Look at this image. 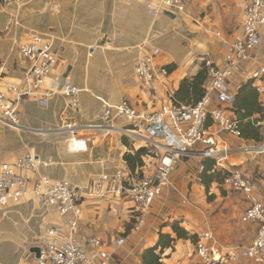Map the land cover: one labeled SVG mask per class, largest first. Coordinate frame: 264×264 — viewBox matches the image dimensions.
<instances>
[{"label": "crops", "instance_id": "0c3cea01", "mask_svg": "<svg viewBox=\"0 0 264 264\" xmlns=\"http://www.w3.org/2000/svg\"><path fill=\"white\" fill-rule=\"evenodd\" d=\"M243 26L244 0H189L185 12L167 9L157 18L148 13L143 0H0V61L8 64L7 82L25 85L24 71L30 63L20 46L31 33L42 32L54 38L59 54L43 88L51 89L55 78L81 88L79 106L61 93L50 96L47 106L39 97L25 99L18 127L0 126V163L36 154L50 160L40 166L41 174L66 179L81 189L103 174H121L127 182V176L153 169L165 154L163 147L129 120L103 121L106 102H128L144 113L172 103L195 104L209 84V70L203 82H196L198 74L224 64L229 45ZM145 45L147 50L160 49L156 62L168 70L151 86L135 74ZM263 65L264 26L254 62H245L231 83L236 94L248 83L257 92L254 103L245 106L252 112L249 116L243 115L245 108L237 112L234 105L229 107L242 136L226 133L208 119L217 148L231 151L207 158L202 154L204 144L192 146L178 159L169 183L142 222L140 207L127 193L82 198L75 229L69 224L71 215L28 197L0 206V264H34V248L51 240L49 229L57 225L64 229L59 239L70 235L86 252L91 238L101 239L112 254V264H146L154 255L161 257V264H199L196 245L207 232L212 238L204 240L220 252V264H259L240 252L258 231V224L243 221V216L254 199L264 200V154L240 148L264 144V74L252 77ZM74 138L85 140L86 148L72 149ZM140 149L147 152L137 154ZM130 154L132 161L126 160ZM220 158L224 166L218 165ZM226 170L250 179L252 195L227 183ZM120 238L122 245L117 243Z\"/></svg>", "mask_w": 264, "mask_h": 264}, {"label": "built area", "instance_id": "2783aa9c", "mask_svg": "<svg viewBox=\"0 0 264 264\" xmlns=\"http://www.w3.org/2000/svg\"><path fill=\"white\" fill-rule=\"evenodd\" d=\"M189 0H143L148 13L157 18L167 9L185 12ZM264 26V0H244L243 32L236 36L229 45L222 66H209V84L204 96L195 104L180 105L172 103L163 105L153 113L139 111L132 104L122 102L110 104L106 102L103 109V121L112 122L115 118L129 120L134 129L142 130L149 140L158 141L165 154L153 169L146 167L140 176H127V182L122 181L121 174L109 176L100 175L88 188H78L66 179H52L40 173L42 163L49 164L50 160H42L38 155L28 153L14 162L0 163V206H8L25 198L34 197L44 207L57 208L69 217L72 229L77 227V219L81 214L80 200L84 197L108 198L111 195H130L142 211L141 222L146 216L151 204L159 196L170 181V174L175 168L180 156L189 152L197 143L207 148L202 151L205 157H216L231 151L217 148V143L206 122L211 118L220 129L226 133L241 137L239 122L231 117L230 105L236 100V93L231 89L235 75L243 69L245 62H254V53L261 45V31ZM144 57L138 62L135 70L136 77L143 84L151 86L162 76L168 75V70L156 62L160 49L154 47L147 50L143 46ZM22 56L30 65L24 72L25 85L7 82L8 71L6 62H0V126L18 127L19 109L27 98L38 97L42 106L49 104L50 96L64 94L72 99L73 106H79L81 88L71 84L68 79H53L51 89L43 86L58 62V51L55 49L54 38L46 33L33 32L28 42L20 46ZM264 74V65L252 73L253 78ZM214 98L216 103L213 105ZM128 132V129H124ZM130 130V129H129ZM71 148L82 150L86 141L73 139ZM247 153L264 154V144H247L240 148ZM222 158L217 162L224 166ZM264 176V165L261 168ZM226 182L238 191L248 196L252 195L253 182L234 170ZM245 222H256L258 231L255 239L243 247L240 255L264 264V200L254 199L243 216ZM62 226H53L48 235L51 240L41 248L40 257L34 264H112V254L104 248L101 239L93 237L90 240V251L86 252L70 235H63ZM212 238L207 232L197 242L196 253L199 264H220L221 255L212 243L204 239ZM118 245L124 239L117 241Z\"/></svg>", "mask_w": 264, "mask_h": 264}, {"label": "trees", "instance_id": "16d2710c", "mask_svg": "<svg viewBox=\"0 0 264 264\" xmlns=\"http://www.w3.org/2000/svg\"><path fill=\"white\" fill-rule=\"evenodd\" d=\"M208 70H209V67H208V69H207V67H206L205 69H203V70L198 74L197 79L195 78V79H196V82H203V81L205 80V78H206V75H207ZM188 81H189V80L186 79V80L184 81V84L187 83ZM204 94H205V92L202 93L201 98L204 96ZM256 97H257V92L255 91L254 88H252L251 84L248 83V84L244 85V86L240 89V91H239L238 94H236V100H235V102L232 104V106L234 105V109H235V111L240 112L242 108H245V106H246V107H247V106H251L252 103H254V101L257 99ZM245 109H246V112L243 114L244 116H246V115L252 113V112L248 111L247 108H245ZM248 116H249V115H248ZM209 119H211V118H209ZM211 120H212V119H211ZM212 121H213V120H212ZM239 127H240V125H239ZM241 132H242V131H241ZM242 133H243V132H242ZM144 152H147V150H145V149H140V150L137 152V154H141V153H144ZM207 158H210V157H207ZM126 160H128V161H132L131 154H130V156H128V159H126ZM227 171H228V170H226V171L224 172V177L229 175V173H228ZM151 259H152L151 262H148V263H146V264H161V261H160L161 257H160V256H158V255L155 256V255H154Z\"/></svg>", "mask_w": 264, "mask_h": 264}, {"label": "water", "instance_id": "95a60500", "mask_svg": "<svg viewBox=\"0 0 264 264\" xmlns=\"http://www.w3.org/2000/svg\"><path fill=\"white\" fill-rule=\"evenodd\" d=\"M34 251L36 252L37 258H39L41 254V248L40 247L34 248Z\"/></svg>", "mask_w": 264, "mask_h": 264}, {"label": "rangeland", "instance_id": "374dc122", "mask_svg": "<svg viewBox=\"0 0 264 264\" xmlns=\"http://www.w3.org/2000/svg\"><path fill=\"white\" fill-rule=\"evenodd\" d=\"M0 62H6V61H0ZM6 64H7V62H6ZM7 68H8V64H7ZM26 70H27V69H26ZM26 70H25V71H26ZM25 71H24V72H25ZM7 73H8V71H7ZM7 73H6V78H7ZM71 84H72V83H71ZM77 87H78V86H77ZM43 89H44V88H43ZM44 90H45V89H44ZM38 97H39V96H38ZM17 122H18V121H17ZM17 124H18V123H17ZM14 128H17V127H14ZM74 139H76V138H74ZM42 160H43V159H42ZM42 164H44V163H42ZM42 164H41V165H42ZM41 165H40V166H41ZM39 169H40V167H39Z\"/></svg>", "mask_w": 264, "mask_h": 264}]
</instances>
